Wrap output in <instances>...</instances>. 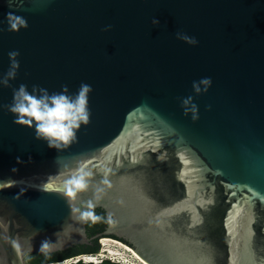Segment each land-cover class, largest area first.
I'll return each mask as SVG.
<instances>
[{
	"label": "water",
	"instance_id": "obj_1",
	"mask_svg": "<svg viewBox=\"0 0 264 264\" xmlns=\"http://www.w3.org/2000/svg\"><path fill=\"white\" fill-rule=\"evenodd\" d=\"M0 29V76L20 53L0 105L20 84L92 87L63 150L0 108V264L88 243L93 207L145 264H264V0H0Z\"/></svg>",
	"mask_w": 264,
	"mask_h": 264
},
{
	"label": "clouds",
	"instance_id": "obj_2",
	"mask_svg": "<svg viewBox=\"0 0 264 264\" xmlns=\"http://www.w3.org/2000/svg\"><path fill=\"white\" fill-rule=\"evenodd\" d=\"M7 23L9 32H19L22 28H27V21L11 12L7 14ZM158 19H153L154 26L159 25ZM111 25L106 26L103 30L108 31ZM3 31V29H0ZM176 38L186 42L189 45H196L198 41L195 37H190L183 32H177ZM20 55L18 51L8 53L10 64L6 73L0 76V86L11 87L10 81L15 80L20 67L17 57ZM211 78H202L199 82H193L194 92L199 95L201 92H207L211 86ZM67 85H62L60 92L49 94L48 90L38 85L32 86V91H28V86L20 84L18 88L12 90V102L9 105H0V108H6L8 112L13 114L15 119L13 123L17 125H26L30 128L35 126V138L44 140L50 148L57 150L66 149L71 143L77 141V132L81 126L90 123V110L88 108V95L92 92L89 84L81 83L75 95L68 94ZM182 107L185 115L191 113L192 119H198V108L193 103V97L188 96L182 100ZM20 163L21 161H17ZM70 185H74L76 189H82L86 185L83 177L72 179ZM21 191L20 195L23 194ZM69 195L74 194L73 189L69 188ZM19 199V196L16 197ZM70 207L71 204L69 203ZM71 211L73 209L71 207ZM85 217L92 216V213L85 212ZM49 243L43 242L41 250ZM100 246V245H99ZM101 248V247H100ZM94 255L97 254H88ZM77 257V256H76ZM75 258V257H73ZM108 261L112 262L110 259ZM83 262V261H82ZM101 263V262H100ZM99 264V263H92Z\"/></svg>",
	"mask_w": 264,
	"mask_h": 264
},
{
	"label": "trees",
	"instance_id": "obj_3",
	"mask_svg": "<svg viewBox=\"0 0 264 264\" xmlns=\"http://www.w3.org/2000/svg\"><path fill=\"white\" fill-rule=\"evenodd\" d=\"M92 216L88 217L85 222V233L88 240L86 244H76L66 248L62 251L42 254H29L27 264H58L65 260L71 259L79 255L97 254L99 253L100 246L98 240L104 235L103 232L110 224V220L105 216V212L101 207H93L89 211ZM108 238L118 240L131 247V244L122 238L114 235H107ZM69 264H92L77 261ZM99 264H117L104 260Z\"/></svg>",
	"mask_w": 264,
	"mask_h": 264
},
{
	"label": "rangeland",
	"instance_id": "obj_4",
	"mask_svg": "<svg viewBox=\"0 0 264 264\" xmlns=\"http://www.w3.org/2000/svg\"><path fill=\"white\" fill-rule=\"evenodd\" d=\"M103 239H111V238H101V239L98 240V243H99V245L101 247L100 250H99V253H101L100 251H102L103 250L102 248L104 247L103 246L104 245ZM118 242H120V241H118ZM120 243L122 244V246H116V245H113V244L109 243L106 246L108 248V250L103 253L105 255L104 257H100L99 253H98V255H96L97 260H99L98 263H100V262H102L104 260L110 259L112 262L117 263V264H144L130 250L128 245H126V244H124L122 242H120ZM110 251L117 252V253H119V255L118 256L109 255L108 252H110ZM65 264H68V263H65Z\"/></svg>",
	"mask_w": 264,
	"mask_h": 264
},
{
	"label": "bare ground",
	"instance_id": "obj_5",
	"mask_svg": "<svg viewBox=\"0 0 264 264\" xmlns=\"http://www.w3.org/2000/svg\"><path fill=\"white\" fill-rule=\"evenodd\" d=\"M103 242H104V245H103L104 247L102 248L103 250L100 251L101 253H99L100 257H104L105 256L103 253L108 250V248L106 246L109 243H111L113 245H116V246H122V244L120 242H118L117 240L103 239ZM108 254L112 255V256H115V255L118 256L119 255V253L114 252V251H110V252H108ZM77 261H83L84 263H98L99 260H97V258L94 255H83V256H77V259L67 260L66 262H63L62 264H65V263L69 264V262L70 263H75Z\"/></svg>",
	"mask_w": 264,
	"mask_h": 264
},
{
	"label": "flooded vegetation",
	"instance_id": "obj_6",
	"mask_svg": "<svg viewBox=\"0 0 264 264\" xmlns=\"http://www.w3.org/2000/svg\"><path fill=\"white\" fill-rule=\"evenodd\" d=\"M28 256H29V254H27V255H25V256H24V261H25V264H27V259H28Z\"/></svg>",
	"mask_w": 264,
	"mask_h": 264
},
{
	"label": "built area",
	"instance_id": "obj_7",
	"mask_svg": "<svg viewBox=\"0 0 264 264\" xmlns=\"http://www.w3.org/2000/svg\"><path fill=\"white\" fill-rule=\"evenodd\" d=\"M72 259H77V257H75V258H71V259H68V260H72ZM67 260H65V261H63V262H66ZM63 262H60V263H58V264H62ZM70 263V262H69Z\"/></svg>",
	"mask_w": 264,
	"mask_h": 264
}]
</instances>
